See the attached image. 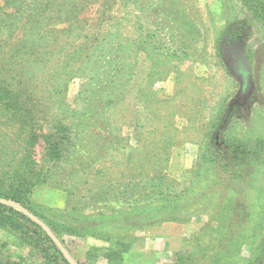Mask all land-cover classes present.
<instances>
[{
	"label": "rangeland",
	"instance_id": "1",
	"mask_svg": "<svg viewBox=\"0 0 264 264\" xmlns=\"http://www.w3.org/2000/svg\"><path fill=\"white\" fill-rule=\"evenodd\" d=\"M0 74V187L27 168L29 206L73 264L251 260L264 23L244 0H0ZM231 143L250 145L249 164L230 162ZM20 258L40 263L0 228V264Z\"/></svg>",
	"mask_w": 264,
	"mask_h": 264
},
{
	"label": "trees",
	"instance_id": "2",
	"mask_svg": "<svg viewBox=\"0 0 264 264\" xmlns=\"http://www.w3.org/2000/svg\"><path fill=\"white\" fill-rule=\"evenodd\" d=\"M249 10L252 12L253 17L264 23V0H244ZM31 31V28L26 29ZM8 65V64H7ZM6 66V65H5ZM1 76V74H0ZM10 90V89H8ZM219 124V123H218ZM217 126V124L215 125ZM216 130V129H214ZM213 132V130H212ZM215 132V131H214ZM214 134V133H213ZM169 147L167 143L162 145L159 153H164ZM227 153L230 156V162L234 166H242L249 164V156L252 153V149L247 143H231L228 147ZM168 159V156H166ZM165 159V160H166ZM158 160H162L158 157ZM23 161H26L23 159ZM20 165L18 163L17 167ZM19 166L20 169L14 170L12 175L11 185L8 189L0 187V228L8 231L11 235L15 236L21 245H25L30 248L40 258L39 264H73L69 258L65 255L61 249L62 245L67 249L65 239L61 235L60 227L58 224L46 219L39 211L32 209L29 206L30 191L33 180L28 179V170L25 167ZM145 167V166H144ZM168 177L164 168L155 171L150 177L152 187L160 189V193L163 195V191L160 187H168ZM13 201L22 207L26 208L29 212H32L40 220L45 221L49 228L54 232L57 239L60 241L58 244L54 238L44 229V227L36 220L31 218L27 213L20 211L10 202ZM76 231V228H72ZM251 260L247 264H264V238L262 243L258 246V250L253 252ZM110 254H108L109 256ZM111 256V255H110ZM79 264H91L85 262H78ZM17 264H27L25 259H21Z\"/></svg>",
	"mask_w": 264,
	"mask_h": 264
},
{
	"label": "water",
	"instance_id": "3",
	"mask_svg": "<svg viewBox=\"0 0 264 264\" xmlns=\"http://www.w3.org/2000/svg\"><path fill=\"white\" fill-rule=\"evenodd\" d=\"M25 213H27L31 218H33L34 220L38 221L43 227L44 229L54 238V240L60 244V241L57 239V237L54 236V234L52 233L51 229L49 228V226L44 223L42 220H40L37 216H35L34 214L26 211L25 209H23ZM61 246V249L63 250V252L65 253V255L67 256V258H69V254H68V251L67 249H65L62 245Z\"/></svg>",
	"mask_w": 264,
	"mask_h": 264
}]
</instances>
